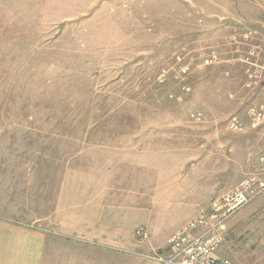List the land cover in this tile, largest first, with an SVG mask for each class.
Masks as SVG:
<instances>
[{
    "label": "rangeland",
    "instance_id": "1",
    "mask_svg": "<svg viewBox=\"0 0 264 264\" xmlns=\"http://www.w3.org/2000/svg\"><path fill=\"white\" fill-rule=\"evenodd\" d=\"M258 66L264 0H0V220L53 239L51 264H158L263 171ZM58 206L111 228L106 240L82 224L61 234ZM218 255L264 264V192L230 218Z\"/></svg>",
    "mask_w": 264,
    "mask_h": 264
},
{
    "label": "built area",
    "instance_id": "2",
    "mask_svg": "<svg viewBox=\"0 0 264 264\" xmlns=\"http://www.w3.org/2000/svg\"><path fill=\"white\" fill-rule=\"evenodd\" d=\"M250 55H254V52ZM247 60L249 61L250 57H247ZM262 71L264 66H258L256 77L261 75ZM253 115L258 123L264 122V101ZM258 162L259 168L263 169L262 172L251 174L237 187L215 198L208 214L190 221L172 236L169 240L171 253L157 254L152 259L157 260L158 264H233L230 258L221 257L217 252L223 241V233L227 229L229 219L264 192V153ZM198 229L199 233H193ZM136 234L143 239L149 237L148 231L143 229L138 230Z\"/></svg>",
    "mask_w": 264,
    "mask_h": 264
},
{
    "label": "crops",
    "instance_id": "3",
    "mask_svg": "<svg viewBox=\"0 0 264 264\" xmlns=\"http://www.w3.org/2000/svg\"><path fill=\"white\" fill-rule=\"evenodd\" d=\"M60 198L62 199V197ZM64 211H66L64 208L58 206L50 219V223L53 222L55 227L64 231L61 234L74 236L76 228L82 224V230L91 232L90 237L83 239L92 242L94 239L106 240L111 228L93 227L91 229L92 225L85 224L87 222L84 219L85 215L82 216V219L73 216L71 219L66 214L60 216V213H64ZM57 228H53L52 231L57 232ZM116 238L118 241L124 240L130 243V238L122 237L120 233L113 236V239L116 240ZM57 249V243L47 234L38 231L34 225L0 220V264H51Z\"/></svg>",
    "mask_w": 264,
    "mask_h": 264
}]
</instances>
